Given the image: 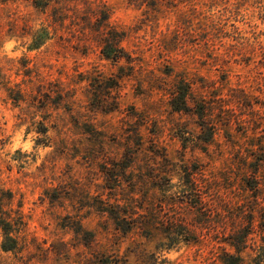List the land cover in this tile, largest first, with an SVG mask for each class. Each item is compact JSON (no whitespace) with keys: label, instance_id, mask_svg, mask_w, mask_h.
Returning <instances> with one entry per match:
<instances>
[{"label":"rangeland","instance_id":"rangeland-1","mask_svg":"<svg viewBox=\"0 0 264 264\" xmlns=\"http://www.w3.org/2000/svg\"><path fill=\"white\" fill-rule=\"evenodd\" d=\"M249 225L264 0H0V264H224Z\"/></svg>","mask_w":264,"mask_h":264},{"label":"trees","instance_id":"trees-1","mask_svg":"<svg viewBox=\"0 0 264 264\" xmlns=\"http://www.w3.org/2000/svg\"><path fill=\"white\" fill-rule=\"evenodd\" d=\"M112 39L107 40V47L106 51L104 50V57L108 60H118L123 58L122 56L114 55L112 52L111 47ZM105 49V48H104ZM188 90V89H186ZM188 94L187 92H183L177 100L173 101V108L177 112H185L188 110ZM207 111V110H206ZM205 109H201L200 111V116L203 117L204 114L206 113ZM188 184V183H187ZM191 189L196 191V187L191 185ZM200 202H203V197H199ZM4 228H5V233L9 236V234L12 232L10 229H7L5 227L4 223ZM184 233H179V231H172L167 233V238L173 239L174 237H179V235L185 234ZM172 234V235H171ZM255 234L254 232V227L249 225L247 228L244 229H238L234 231V233L231 235L230 238H228V241H225L233 251V253H228L225 251L223 257H221V262L224 264H243L245 263L246 259V254L249 250L252 251L254 256L249 255L250 261L252 264H264V237L261 240V242L257 245H254V247L249 245V241L251 237ZM9 239L13 240L12 238L8 237ZM187 241H189L187 239ZM4 250L5 251H11L12 249L10 247H7L6 244H4Z\"/></svg>","mask_w":264,"mask_h":264}]
</instances>
